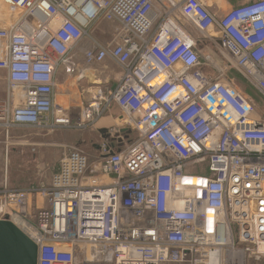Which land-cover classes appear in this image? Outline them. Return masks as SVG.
Returning <instances> with one entry per match:
<instances>
[{
    "label": "built area",
    "instance_id": "built-area-1",
    "mask_svg": "<svg viewBox=\"0 0 264 264\" xmlns=\"http://www.w3.org/2000/svg\"><path fill=\"white\" fill-rule=\"evenodd\" d=\"M1 1L26 11L0 27L3 140L22 127H94L113 105L137 133L119 149L108 136L93 164L70 150L41 192L0 189V219L38 245L39 264H75L79 254L81 264L264 260V116L232 80L203 71L201 41L188 30L209 34L222 67L264 97V0H238L221 16L218 0ZM101 20L116 23L115 42L91 36ZM85 38L86 62L111 58L122 75L95 87L73 116L56 97V76L73 71Z\"/></svg>",
    "mask_w": 264,
    "mask_h": 264
},
{
    "label": "rangeland",
    "instance_id": "rangeland-1",
    "mask_svg": "<svg viewBox=\"0 0 264 264\" xmlns=\"http://www.w3.org/2000/svg\"><path fill=\"white\" fill-rule=\"evenodd\" d=\"M218 1L223 10L230 9V5H227L225 1ZM25 13L24 8H12L0 0V27L10 26L14 18L23 16ZM188 30L196 39L201 41L203 50L201 68L203 71L218 76L222 80H232L251 98L258 111L264 116V97L238 70L231 66L224 68L228 62L220 54L217 42H212L209 34L198 32L192 28ZM93 78L91 75L90 80L95 81L96 79ZM83 81L81 82L83 83ZM89 85L92 86L90 83ZM6 86V74L4 70H1L0 100L5 98ZM61 88L63 87L61 86ZM94 89L92 88V91ZM65 105H68V103ZM80 106H82V103H80ZM111 109L116 116L121 115L118 106L113 105ZM104 116L100 117L94 127L85 129H69L47 133L31 127H22L12 130L7 142L0 137V189L7 186L10 190L33 188L37 190L36 192H41V186L51 182L54 168L70 150L83 151L90 156L91 164L97 162V147L104 140H107L98 130V127L105 125L101 121ZM119 120H115L113 126L106 128L107 134H109L108 139L112 138L111 142L116 145L117 149L124 148L137 137L136 132L131 130L125 122ZM122 129L128 130L123 131ZM83 258H85V254H79L78 263L75 264H81L80 261ZM59 264L66 263L61 262ZM87 264L113 263L93 261ZM249 264H264V260H251Z\"/></svg>",
    "mask_w": 264,
    "mask_h": 264
},
{
    "label": "crops",
    "instance_id": "crops-1",
    "mask_svg": "<svg viewBox=\"0 0 264 264\" xmlns=\"http://www.w3.org/2000/svg\"><path fill=\"white\" fill-rule=\"evenodd\" d=\"M223 1H225L227 5H230L236 3L238 0ZM215 9H219L218 15L221 16L223 12L220 3L219 6L215 5ZM115 27H117L116 23L101 20L90 28L91 36L103 44L113 43L117 40L118 36L117 32L115 31ZM92 46L93 42L91 38L83 39L78 44L73 55V59L75 60L74 65H71L73 71L68 72L63 67L59 69L56 76V97L59 101L62 100L64 104L68 103L73 116H78L80 103L83 104L87 99L91 97L90 92H92V88L107 83L113 85L116 83V81L119 80L122 75V68L111 58H107L101 63L92 65L88 64L85 59V51L92 48ZM79 70H82V72H84L85 74L90 73V75L94 77L93 79L96 80L91 81L88 78V75H86L83 77V83L80 82V78L79 80L77 78ZM89 83L92 86H90ZM61 86L63 88H61ZM80 89H83V96L81 98L84 99V101L80 98ZM120 118V114L116 116L115 113H113L112 109H110V111L101 120L105 125L98 127V130L103 128H110L115 123V120ZM37 199H39L38 201L41 202L40 197H38Z\"/></svg>",
    "mask_w": 264,
    "mask_h": 264
},
{
    "label": "water",
    "instance_id": "water-1",
    "mask_svg": "<svg viewBox=\"0 0 264 264\" xmlns=\"http://www.w3.org/2000/svg\"><path fill=\"white\" fill-rule=\"evenodd\" d=\"M99 132L109 136L106 128ZM0 264H39L38 245L9 219H0Z\"/></svg>",
    "mask_w": 264,
    "mask_h": 264
},
{
    "label": "bare ground",
    "instance_id": "bare-ground-1",
    "mask_svg": "<svg viewBox=\"0 0 264 264\" xmlns=\"http://www.w3.org/2000/svg\"><path fill=\"white\" fill-rule=\"evenodd\" d=\"M52 26L53 27H57V26H59V23H58V21L57 20H54L53 22H52ZM72 65H74V63L72 64ZM86 75H88V78L90 79V77L89 76H91L90 75V73H84V72H82V70H79V72H78V75H77V78H78V80H79V78H80V82L83 80V77L84 76H86ZM60 102L61 103H64L62 100H60ZM216 102H219V101H217L216 100ZM109 181V180H108ZM192 181H194V182H199L198 180H192Z\"/></svg>",
    "mask_w": 264,
    "mask_h": 264
},
{
    "label": "trees",
    "instance_id": "trees-1",
    "mask_svg": "<svg viewBox=\"0 0 264 264\" xmlns=\"http://www.w3.org/2000/svg\"><path fill=\"white\" fill-rule=\"evenodd\" d=\"M239 74V73H238ZM241 76V75H240ZM242 77V76H241Z\"/></svg>",
    "mask_w": 264,
    "mask_h": 264
}]
</instances>
